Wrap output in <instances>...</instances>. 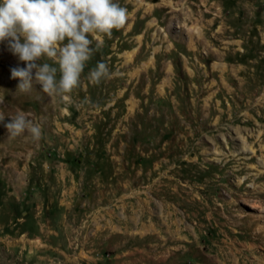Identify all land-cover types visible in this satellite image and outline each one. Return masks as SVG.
Masks as SVG:
<instances>
[{"label":"rangeland","instance_id":"obj_1","mask_svg":"<svg viewBox=\"0 0 264 264\" xmlns=\"http://www.w3.org/2000/svg\"><path fill=\"white\" fill-rule=\"evenodd\" d=\"M116 2L68 101L0 43V264H264V0Z\"/></svg>","mask_w":264,"mask_h":264},{"label":"clouds","instance_id":"obj_2","mask_svg":"<svg viewBox=\"0 0 264 264\" xmlns=\"http://www.w3.org/2000/svg\"><path fill=\"white\" fill-rule=\"evenodd\" d=\"M126 16L116 0H0V43L23 62L10 70L17 90L30 92L36 83L47 97L68 101L94 51L93 38L99 47ZM108 74L107 66L97 62L88 76L98 84ZM4 127L8 138L41 137L40 126L22 113L10 116Z\"/></svg>","mask_w":264,"mask_h":264},{"label":"bare ground","instance_id":"obj_3","mask_svg":"<svg viewBox=\"0 0 264 264\" xmlns=\"http://www.w3.org/2000/svg\"><path fill=\"white\" fill-rule=\"evenodd\" d=\"M261 106H262V105H261ZM261 106H260V107H261ZM262 108H263V107H262Z\"/></svg>","mask_w":264,"mask_h":264}]
</instances>
